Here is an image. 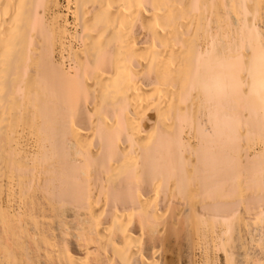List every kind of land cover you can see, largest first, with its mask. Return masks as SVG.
<instances>
[{
    "label": "bare ground",
    "instance_id": "obj_1",
    "mask_svg": "<svg viewBox=\"0 0 264 264\" xmlns=\"http://www.w3.org/2000/svg\"><path fill=\"white\" fill-rule=\"evenodd\" d=\"M0 264H264V0H0Z\"/></svg>",
    "mask_w": 264,
    "mask_h": 264
}]
</instances>
